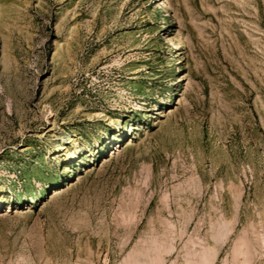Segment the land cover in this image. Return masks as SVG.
I'll list each match as a JSON object with an SVG mask.
<instances>
[{"label":"rangeland","instance_id":"1","mask_svg":"<svg viewBox=\"0 0 264 264\" xmlns=\"http://www.w3.org/2000/svg\"><path fill=\"white\" fill-rule=\"evenodd\" d=\"M0 264H264V0H0Z\"/></svg>","mask_w":264,"mask_h":264},{"label":"bare ground","instance_id":"2","mask_svg":"<svg viewBox=\"0 0 264 264\" xmlns=\"http://www.w3.org/2000/svg\"><path fill=\"white\" fill-rule=\"evenodd\" d=\"M160 7L162 6H167L165 1H162V3L159 5ZM180 36L178 39H177V43L178 44H182L184 42V36L181 34V35H178Z\"/></svg>","mask_w":264,"mask_h":264}]
</instances>
